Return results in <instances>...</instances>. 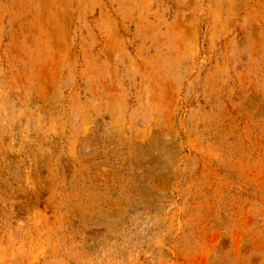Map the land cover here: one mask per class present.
<instances>
[{
	"label": "rangeland",
	"instance_id": "374dc122",
	"mask_svg": "<svg viewBox=\"0 0 264 264\" xmlns=\"http://www.w3.org/2000/svg\"><path fill=\"white\" fill-rule=\"evenodd\" d=\"M0 264H264V0H0Z\"/></svg>",
	"mask_w": 264,
	"mask_h": 264
}]
</instances>
